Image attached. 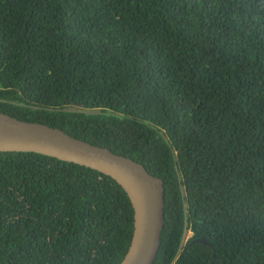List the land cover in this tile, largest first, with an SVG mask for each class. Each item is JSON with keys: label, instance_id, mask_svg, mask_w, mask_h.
<instances>
[{"label": "trees", "instance_id": "trees-1", "mask_svg": "<svg viewBox=\"0 0 264 264\" xmlns=\"http://www.w3.org/2000/svg\"><path fill=\"white\" fill-rule=\"evenodd\" d=\"M0 111L162 177L154 264H264V0H0ZM133 229L111 176L0 152V264H120Z\"/></svg>", "mask_w": 264, "mask_h": 264}, {"label": "water", "instance_id": "water-1", "mask_svg": "<svg viewBox=\"0 0 264 264\" xmlns=\"http://www.w3.org/2000/svg\"><path fill=\"white\" fill-rule=\"evenodd\" d=\"M0 152H36L111 176L125 190L134 209L131 242L120 264H154L165 223V181L143 163L62 128L22 120L2 111Z\"/></svg>", "mask_w": 264, "mask_h": 264}, {"label": "clouds", "instance_id": "clouds-1", "mask_svg": "<svg viewBox=\"0 0 264 264\" xmlns=\"http://www.w3.org/2000/svg\"><path fill=\"white\" fill-rule=\"evenodd\" d=\"M188 232H192V231L189 230V231H187V233H188ZM187 233H186V235H187ZM186 235H185V237H184V239H183V243H184V244L188 241V240L185 239V238H186ZM191 236H192V235H191ZM191 236H190V237H191ZM190 237H189V238H190ZM131 238H132V237H131ZM160 245H161V244H160Z\"/></svg>", "mask_w": 264, "mask_h": 264}, {"label": "rangeland", "instance_id": "rangeland-1", "mask_svg": "<svg viewBox=\"0 0 264 264\" xmlns=\"http://www.w3.org/2000/svg\"><path fill=\"white\" fill-rule=\"evenodd\" d=\"M72 108H75V107H72ZM191 235H192V232H188L185 239L188 240Z\"/></svg>", "mask_w": 264, "mask_h": 264}]
</instances>
